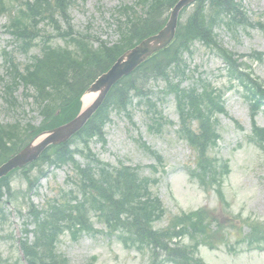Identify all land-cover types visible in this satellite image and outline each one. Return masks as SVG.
Here are the masks:
<instances>
[{
	"label": "trees",
	"instance_id": "trees-1",
	"mask_svg": "<svg viewBox=\"0 0 264 264\" xmlns=\"http://www.w3.org/2000/svg\"><path fill=\"white\" fill-rule=\"evenodd\" d=\"M177 1L137 0L134 5H120L117 10L119 41L108 45L100 40L96 45L95 35L88 30L84 33L77 31L72 25L69 8L74 4L73 0H0L10 16L8 27L18 39L19 47L29 52L33 46L41 45V55H34L33 62L23 69L10 57L7 62L12 82L24 84L27 91L33 90L35 103L44 117L38 127L0 123V164L38 134L76 117L82 106L81 96L93 80L108 70L125 50L161 29ZM186 20L180 24L172 44L156 52L133 74L123 77L112 87L101 107L77 134L82 146L71 150L70 141L52 146L41 156L40 163L31 165L32 168L38 165V174L44 175L45 164L58 166L70 161L74 165V174L70 176V187L59 188L44 209L32 202L27 204L28 217L35 225L33 239L28 237L29 222L22 229L26 237L20 243L27 264H68L66 256L57 251L59 236L64 229H91L92 214L106 223L111 232L120 231L122 239L127 235L133 245L149 247L155 259L166 256L186 264L193 260L192 248L174 240L186 234L194 240L199 237L205 240L214 217L207 210L200 209L174 217L163 230L153 229V221L162 218L164 213L163 204L151 190L155 180L141 176L139 170L130 165L112 168L89 149L92 137L104 140L103 128L110 120L111 111L118 109L129 113L128 107L135 97L154 109L152 117L156 121L163 120V112L156 108L146 86L152 81L164 80L166 93H173L177 100L181 123L179 134L186 137L197 151L195 169L191 174L204 186L217 188L215 190L224 201L222 185L230 166L227 161L210 155L221 136L216 115L226 112L222 91L206 79L201 80L200 85L193 83L189 88L181 87V80L188 76L184 56L185 52L192 51L197 41L214 47L227 65L230 79L238 80L244 87L254 119L264 106V81L250 72L249 63L240 60L218 41L215 30L225 24L235 31L240 25L252 23L246 7L237 0H199ZM260 26L264 28L262 23ZM52 30L65 39L64 47L52 44ZM250 56L259 60L264 53L256 52ZM12 90L9 87L6 94L11 96ZM255 122L256 119L254 136L264 149V128H259ZM75 152L86 157L85 165L75 160ZM155 155L159 160L163 159L156 152ZM24 175L32 189L38 177L33 179L29 170H24ZM5 194L9 200L20 199L19 192L12 187L10 175L0 182V204ZM0 211H3L1 206Z\"/></svg>",
	"mask_w": 264,
	"mask_h": 264
},
{
	"label": "rangeland",
	"instance_id": "rangeland-1",
	"mask_svg": "<svg viewBox=\"0 0 264 264\" xmlns=\"http://www.w3.org/2000/svg\"><path fill=\"white\" fill-rule=\"evenodd\" d=\"M133 0H75L70 8L72 23L76 29L85 32L86 29L107 42L113 44L120 38L114 23V11L122 2ZM246 7L248 17L253 23L264 22V0H238ZM193 10L190 6L182 16L185 21ZM7 16L0 15V120L11 123L18 120L21 125L40 124L43 120L33 97L25 95L23 87L17 90L19 104L14 110H8L1 97V77L7 76L3 62V51H14L18 61L25 65L31 62V56L40 53L37 47L30 53L15 50L12 37L6 32ZM218 39L231 51L247 54L253 50L264 51V31L258 25L249 27L239 26L233 33L226 25L216 28ZM56 43L63 44L60 38ZM191 72L185 80L184 86L191 85L198 73H204L221 87L227 86L226 76L222 72L223 64L217 53L204 43H196L193 52L186 56ZM255 74L264 80V60L250 61ZM165 82L152 81L146 86L147 92L158 102L166 117L172 120L170 125L163 127L156 133L149 128L151 123L147 115V106L136 102L131 107L134 124L123 111H113L111 122L106 126L107 144L94 141L92 148L100 158L114 166L119 161L140 165L143 175L157 177L159 183L153 190L163 200L167 208L168 217L181 211L210 208L216 212L221 220L222 228L218 229L217 248L201 245L200 255L207 264H264V251L248 250L239 242L243 231V218L249 221L264 222V153L255 144L248 141L251 133L250 108L237 89H229L226 94V109L228 115L219 117V140L215 154L230 160L231 173L225 183L226 196L229 205L223 204L220 196L213 190H205L200 183L191 179L187 167L194 162L195 156L185 140H181L176 133L179 127V115L176 110V100L172 94H164ZM85 108V107H84ZM237 120L240 126L233 120ZM258 123L264 126V109L257 117ZM142 136L147 145L161 152L165 157L164 165L157 164V160L148 154L140 145ZM41 139L39 137L37 141ZM151 165H156L155 170ZM47 176L40 180L39 191L32 192L35 204L43 206L46 198L55 192L59 185H65L66 178L71 172V166L47 168ZM13 185L17 189L25 190L26 182L16 173ZM66 186V185H65ZM5 213H0V264H24L23 255L19 249L18 238L21 232L23 218L14 204L5 205ZM25 213V209L23 210ZM166 217L159 227L167 223ZM96 229L105 230L101 223L96 222ZM59 251L64 253L70 264H149L148 257L136 250H128L123 243L113 236L102 232H84L78 239L72 238L69 232L61 235Z\"/></svg>",
	"mask_w": 264,
	"mask_h": 264
},
{
	"label": "water",
	"instance_id": "water-1",
	"mask_svg": "<svg viewBox=\"0 0 264 264\" xmlns=\"http://www.w3.org/2000/svg\"><path fill=\"white\" fill-rule=\"evenodd\" d=\"M193 1L195 0H180L173 8L174 10L172 11L169 19L170 21L167 23L166 27L160 31V33L155 34V36L145 38L132 50L125 52L111 67V70L102 74L96 82L89 87L87 92H95L98 94V97L89 108L79 115V118L68 123L66 126L58 128L43 142L36 145L31 144L23 149L21 153L14 156L11 160L1 166L0 178H2L3 175H6L14 167L23 166L27 161L34 160L43 152V149L48 143L65 140V137L79 130V128L90 118L91 114L99 107L102 99L108 93L107 91L118 81V79L123 77V75L132 72L136 66L144 62L150 55L169 44V42L176 35V28L178 24L177 19L181 8Z\"/></svg>",
	"mask_w": 264,
	"mask_h": 264
},
{
	"label": "bare ground",
	"instance_id": "bare-ground-1",
	"mask_svg": "<svg viewBox=\"0 0 264 264\" xmlns=\"http://www.w3.org/2000/svg\"><path fill=\"white\" fill-rule=\"evenodd\" d=\"M95 97H96L95 94H89V95H86V96L84 97V103H85V105H86V106H89L90 103H92V101L94 100Z\"/></svg>",
	"mask_w": 264,
	"mask_h": 264
}]
</instances>
